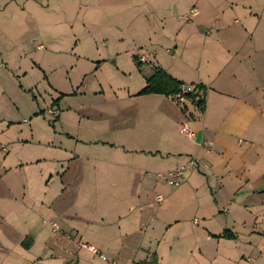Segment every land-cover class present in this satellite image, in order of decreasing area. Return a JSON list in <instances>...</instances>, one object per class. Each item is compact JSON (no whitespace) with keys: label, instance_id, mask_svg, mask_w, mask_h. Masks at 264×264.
<instances>
[{"label":"crops","instance_id":"obj_1","mask_svg":"<svg viewBox=\"0 0 264 264\" xmlns=\"http://www.w3.org/2000/svg\"><path fill=\"white\" fill-rule=\"evenodd\" d=\"M173 1L184 3L179 13L182 20L180 24L175 21V34L169 29V66H155L182 81L187 90L204 86V112L186 99L179 104L171 96L138 95L142 87L107 104L111 109L101 138L72 136V150H51L67 154L68 159H38V165L46 163L41 175L5 181L9 173L5 168L6 173L0 176V250L12 249L14 246L8 245L11 235L23 233L17 241L22 253L17 264H27L21 243L30 235L33 244L37 237H43V218L52 207L63 220L64 231L56 223L59 233L70 232L66 239H73L79 246L85 241L94 247L102 239L110 250H132L131 262L128 259L125 264H147L151 257L157 264L163 263L152 250L159 244V221L166 224L167 232L177 227L179 233L169 242L172 249L188 233L189 238L197 236L198 244L213 240L220 243L221 237L215 234L223 231L231 241L242 230L249 238H255L254 232L264 234V0ZM40 2L0 0V11H6L9 5L27 8ZM192 8L199 13L186 21L184 17ZM151 56L144 63L150 62ZM188 115L193 118L195 138L181 132V123ZM208 143L211 146L206 150ZM8 152L0 169L12 157ZM192 156L203 163L177 188H171L165 178L156 177L159 172L180 167ZM18 168L23 164L16 165L15 171ZM68 172L72 177L66 186ZM54 174L59 180H54ZM92 184L115 191L114 207L86 212L84 218L55 210L68 188L78 191L82 189L79 186L88 188ZM158 195L164 197L162 202H158ZM191 216H199L201 221L194 219L195 224L189 228L185 219ZM14 224L20 226L12 230ZM50 227L58 232L52 223ZM241 243L262 248L260 240ZM30 248L32 245L28 251ZM39 258L34 264L45 260ZM0 264L9 262L0 257ZM168 264H176V260Z\"/></svg>","mask_w":264,"mask_h":264},{"label":"rangeland","instance_id":"obj_2","mask_svg":"<svg viewBox=\"0 0 264 264\" xmlns=\"http://www.w3.org/2000/svg\"><path fill=\"white\" fill-rule=\"evenodd\" d=\"M40 1L32 7L9 5L6 11H0V123L3 122L0 162L9 155L8 150L12 156L0 169V176L6 173L5 168L9 172L5 181L41 175L46 163L38 165V159H68L67 154L51 150H72L75 144L72 136L105 135L102 127L108 122L106 115L111 109L107 104L112 105L130 91L134 93L145 87V79L152 75L155 65L169 66V29L173 34L178 30L175 21L180 24L179 13L184 5L172 0H51V4L49 0ZM142 53L152 54L150 62L138 64L135 57ZM184 122L193 129L192 116L188 115ZM22 164L23 168L15 171L14 167ZM54 177L59 180L56 174ZM71 177L69 172L65 175L66 186ZM56 182L59 187V181ZM80 187L78 191L68 188L55 210L62 215L84 218L86 212L114 207L113 189L96 184ZM120 189L121 186L117 192ZM53 210L54 207L47 209L45 224L44 220L40 222V226L44 224L43 237H37L34 244L26 241L28 247L32 245L29 251L21 243L26 249L23 253L27 264H34L36 257L45 259L41 264H77L78 261L79 264H125L128 259L131 262L132 250H110L100 239L95 244L100 252L95 254L73 239H66L70 232L53 231L51 223L63 222ZM194 219L201 221L199 216H191L185 219L186 226L195 224ZM19 226L14 224L12 230ZM61 226L60 231H64ZM165 227V223L158 222L159 244L152 249L163 258L162 264L172 259L176 264H264V234L254 232L255 238H249L242 230L232 239L237 241L236 245L228 232L215 234L221 237L220 243L213 240L203 244L195 242L197 236L189 238L191 233H188L172 249L170 238L179 232L177 227L168 232ZM21 235H11L8 245H13L12 249L0 250V257L9 264L22 259L17 243ZM25 239L33 240L32 235ZM249 240H260L262 248L241 245ZM147 264L157 261L151 257Z\"/></svg>","mask_w":264,"mask_h":264},{"label":"trees","instance_id":"obj_3","mask_svg":"<svg viewBox=\"0 0 264 264\" xmlns=\"http://www.w3.org/2000/svg\"><path fill=\"white\" fill-rule=\"evenodd\" d=\"M136 60L137 56L135 57ZM138 64H142L138 61ZM158 94L167 97H175L182 95L186 101L193 103L199 112L203 113L206 108L207 89L202 85H196L192 90H187L184 83L173 77L169 72L160 66H154V72L147 78L146 86L138 93V95ZM185 102V101H184ZM25 239L23 243L29 246ZM29 248V247H28Z\"/></svg>","mask_w":264,"mask_h":264},{"label":"built area","instance_id":"obj_4","mask_svg":"<svg viewBox=\"0 0 264 264\" xmlns=\"http://www.w3.org/2000/svg\"><path fill=\"white\" fill-rule=\"evenodd\" d=\"M198 13H199V11L197 8H192L189 11V13L185 15L184 19L186 21H189L193 17H195ZM151 55L152 54H150V53H142V54H139L137 56V59L139 62L144 63V62L149 61ZM175 99L180 103H183L185 101V98L182 95L175 97ZM51 113H53L56 116H59V114H57V112H55L53 110H51ZM181 132L188 135L191 138L196 137V132L189 126V124L187 122L181 123ZM210 146H211V143L206 144L205 149L208 150ZM201 163H203V162L198 156H192L185 164L181 165L180 167L173 169L171 171L165 172V173L159 172V173H157V175L165 177L167 183L171 187H178L186 180L187 174L191 170L198 168ZM157 200H158V202H162L164 200V197L162 195H158ZM52 226L54 227V229L58 230V226L56 223H52ZM80 246L82 248H86V249L90 250L93 253H99L98 249H96L93 245H91L85 241H81ZM101 257L104 260L106 259L105 256H103V255H101Z\"/></svg>","mask_w":264,"mask_h":264},{"label":"water","instance_id":"obj_5","mask_svg":"<svg viewBox=\"0 0 264 264\" xmlns=\"http://www.w3.org/2000/svg\"><path fill=\"white\" fill-rule=\"evenodd\" d=\"M200 136H201V133L198 132V134H197V142H200Z\"/></svg>","mask_w":264,"mask_h":264}]
</instances>
